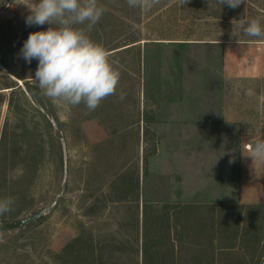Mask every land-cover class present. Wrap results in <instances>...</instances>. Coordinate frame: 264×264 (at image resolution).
<instances>
[{
	"label": "rangeland",
	"instance_id": "374dc122",
	"mask_svg": "<svg viewBox=\"0 0 264 264\" xmlns=\"http://www.w3.org/2000/svg\"><path fill=\"white\" fill-rule=\"evenodd\" d=\"M98 2L89 35L121 78L89 112L45 97L20 56L49 27L26 25L35 0H0V224L45 211L0 228V264H261L264 204L239 201V157L264 139V76H232L225 47L264 45L239 27L264 0Z\"/></svg>",
	"mask_w": 264,
	"mask_h": 264
},
{
	"label": "clouds",
	"instance_id": "9594fccd",
	"mask_svg": "<svg viewBox=\"0 0 264 264\" xmlns=\"http://www.w3.org/2000/svg\"><path fill=\"white\" fill-rule=\"evenodd\" d=\"M131 9L149 12L159 0H126ZM187 3V0H183ZM221 6L235 9L245 0H217ZM30 14L27 26L49 25L46 30L29 33L20 56L31 64L38 61L34 81L42 94L55 104L78 107L83 104L89 112L117 93L121 72L118 61L108 50L94 41L89 33L103 17L106 9L98 0H35L26 6ZM242 33L250 38L264 39L261 19L241 21ZM119 99L125 94L121 91ZM254 163L264 164V139L255 141L250 149ZM11 198L0 199V215L12 210Z\"/></svg>",
	"mask_w": 264,
	"mask_h": 264
},
{
	"label": "crops",
	"instance_id": "0c3cea01",
	"mask_svg": "<svg viewBox=\"0 0 264 264\" xmlns=\"http://www.w3.org/2000/svg\"><path fill=\"white\" fill-rule=\"evenodd\" d=\"M233 48L225 47V65L232 76H264V45L246 43L238 46L237 49H242L239 57L242 60L233 64L236 67L234 70L230 67L231 60L239 54L233 53ZM245 52H257L258 60H247ZM250 149V146L244 147L240 152L239 201L245 204H264V164L259 161L254 163L253 158L247 156L250 154ZM261 264H264V257Z\"/></svg>",
	"mask_w": 264,
	"mask_h": 264
},
{
	"label": "water",
	"instance_id": "95a60500",
	"mask_svg": "<svg viewBox=\"0 0 264 264\" xmlns=\"http://www.w3.org/2000/svg\"><path fill=\"white\" fill-rule=\"evenodd\" d=\"M44 214H45V211L40 210V211H38V212H36L30 216H27L25 218L0 224V228H5V229L18 228V227L24 226L28 223H31V222L37 220L39 217L43 216Z\"/></svg>",
	"mask_w": 264,
	"mask_h": 264
},
{
	"label": "trees",
	"instance_id": "16d2710c",
	"mask_svg": "<svg viewBox=\"0 0 264 264\" xmlns=\"http://www.w3.org/2000/svg\"><path fill=\"white\" fill-rule=\"evenodd\" d=\"M143 235H144V233H143ZM141 250L143 252V260H144L146 257V252H147V243H146V240L144 239V237H143V242H142L141 247H138V250H137L138 253L136 256H137L138 261H139V256H140L139 254H140Z\"/></svg>",
	"mask_w": 264,
	"mask_h": 264
}]
</instances>
